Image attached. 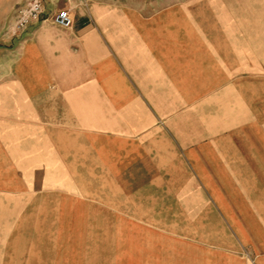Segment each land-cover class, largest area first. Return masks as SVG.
<instances>
[{"label": "crops", "instance_id": "0c3cea01", "mask_svg": "<svg viewBox=\"0 0 264 264\" xmlns=\"http://www.w3.org/2000/svg\"><path fill=\"white\" fill-rule=\"evenodd\" d=\"M14 1L0 0V125L15 128L0 136L64 169L92 154L97 165L78 168L116 171L96 200L115 241L96 244L111 257L97 252L95 264H264V145L226 116L217 90L230 83L208 77L229 72L200 65L201 51L175 36L169 48L135 33L103 0H43L44 13L11 36ZM62 8L69 29L50 20Z\"/></svg>", "mask_w": 264, "mask_h": 264}, {"label": "rangeland", "instance_id": "374dc122", "mask_svg": "<svg viewBox=\"0 0 264 264\" xmlns=\"http://www.w3.org/2000/svg\"><path fill=\"white\" fill-rule=\"evenodd\" d=\"M24 1L15 0L5 11L3 27ZM103 1L117 7L120 17L133 19L135 33L146 28L153 39L168 40L169 48L175 36L181 49L201 51L200 65L228 71L208 74L220 86L224 78L230 83L217 90L226 116L252 125L264 145V0ZM130 28L127 22L116 34L127 39ZM204 108L215 111L211 103ZM14 128L0 125V134ZM16 141L0 136V264H95L97 252L111 257V250H96V244H110L116 236L109 213L97 217L96 200L110 193L111 185L102 184L111 183L116 171L78 168L96 166L92 154L73 164L77 168L64 169L47 152L27 153Z\"/></svg>", "mask_w": 264, "mask_h": 264}, {"label": "built area", "instance_id": "2783aa9c", "mask_svg": "<svg viewBox=\"0 0 264 264\" xmlns=\"http://www.w3.org/2000/svg\"><path fill=\"white\" fill-rule=\"evenodd\" d=\"M43 0H27L23 7L17 9L16 18L6 30V34L14 36L25 29L29 22L36 20L43 14ZM53 25L61 29H69L72 26V17L68 9H58L50 14Z\"/></svg>", "mask_w": 264, "mask_h": 264}]
</instances>
